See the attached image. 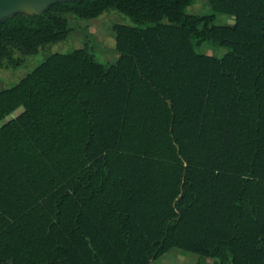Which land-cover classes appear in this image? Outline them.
<instances>
[{
    "label": "trees",
    "instance_id": "trees-1",
    "mask_svg": "<svg viewBox=\"0 0 264 264\" xmlns=\"http://www.w3.org/2000/svg\"><path fill=\"white\" fill-rule=\"evenodd\" d=\"M68 0L0 23V69L108 10L115 61L53 52L0 90V264H264V0ZM233 16L216 23V14ZM210 41L223 55L197 50Z\"/></svg>",
    "mask_w": 264,
    "mask_h": 264
},
{
    "label": "rangeland",
    "instance_id": "rangeland-1",
    "mask_svg": "<svg viewBox=\"0 0 264 264\" xmlns=\"http://www.w3.org/2000/svg\"><path fill=\"white\" fill-rule=\"evenodd\" d=\"M187 11L191 13H209L211 9L205 0H194L187 7ZM71 19L72 29L66 39L47 44L41 47L37 53L26 55L21 66L0 69V90L14 85L18 79L53 52H67L86 46L99 60L105 63L115 61L118 52L115 49V32L112 26L114 23H132L127 16L115 10H108L99 17L89 20H78L73 17ZM233 20V16L224 13L216 14V23L230 24ZM197 50L202 53L220 56L226 53L227 48L205 41L197 47ZM20 111L21 108L6 119L15 116ZM199 257L196 253L186 252L174 247L156 259L154 264H197ZM207 264H210L209 261H207Z\"/></svg>",
    "mask_w": 264,
    "mask_h": 264
},
{
    "label": "water",
    "instance_id": "water-1",
    "mask_svg": "<svg viewBox=\"0 0 264 264\" xmlns=\"http://www.w3.org/2000/svg\"><path fill=\"white\" fill-rule=\"evenodd\" d=\"M58 1L68 0H0V23L18 13L40 14Z\"/></svg>",
    "mask_w": 264,
    "mask_h": 264
},
{
    "label": "crops",
    "instance_id": "crops-1",
    "mask_svg": "<svg viewBox=\"0 0 264 264\" xmlns=\"http://www.w3.org/2000/svg\"><path fill=\"white\" fill-rule=\"evenodd\" d=\"M17 110H18V109H17ZM17 110H16V111H17ZM13 113H14V112H13ZM13 113L10 114V115H13ZM10 115H9V116H10ZM16 115H17V114H16ZM16 115H15V116H16ZM9 116H7V117H9ZM15 116H13V117H15ZM7 117H6V118H7ZM13 117H10V118H13ZM6 118L0 123V125L3 124L4 122H6L8 119H10V118L6 119ZM153 264H154V262H153Z\"/></svg>",
    "mask_w": 264,
    "mask_h": 264
}]
</instances>
